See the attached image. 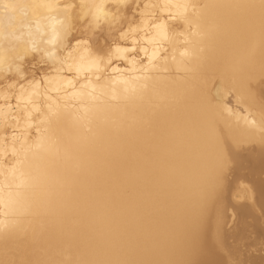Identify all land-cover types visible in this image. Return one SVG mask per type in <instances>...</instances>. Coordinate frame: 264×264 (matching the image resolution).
<instances>
[{
  "label": "bare ground",
  "instance_id": "1",
  "mask_svg": "<svg viewBox=\"0 0 264 264\" xmlns=\"http://www.w3.org/2000/svg\"><path fill=\"white\" fill-rule=\"evenodd\" d=\"M24 7L0 25V130L52 131L0 199V259L244 264L229 237L249 217L263 240L246 263L264 264L260 0Z\"/></svg>",
  "mask_w": 264,
  "mask_h": 264
},
{
  "label": "clouds",
  "instance_id": "2",
  "mask_svg": "<svg viewBox=\"0 0 264 264\" xmlns=\"http://www.w3.org/2000/svg\"><path fill=\"white\" fill-rule=\"evenodd\" d=\"M25 0H0V25L11 26L21 16L26 15ZM264 0H260V4ZM5 94H0V99H6ZM28 129H34L35 136L29 140L31 132L27 131L23 137L12 136L11 142L6 143L9 137L0 130V199L5 193L19 192L24 182L25 170L31 165V157L34 149L40 144L42 138L48 136L51 131V119L48 126L43 120L35 126L30 123ZM19 141V143H17ZM0 264H18L13 259H0Z\"/></svg>",
  "mask_w": 264,
  "mask_h": 264
},
{
  "label": "rangeland",
  "instance_id": "3",
  "mask_svg": "<svg viewBox=\"0 0 264 264\" xmlns=\"http://www.w3.org/2000/svg\"><path fill=\"white\" fill-rule=\"evenodd\" d=\"M245 219H246V220H244L245 221V225L247 226V230L245 231V234L242 235V237H241L239 235V232H238V235L234 237V233H232V234H230L231 237H229V239L231 238L229 240V243L230 244L232 243L234 246H237V248H240V250H241V256L243 255L242 256V259L245 261L244 264L246 262L250 263V261H249L250 255H252L253 252L256 249L259 248L258 245L261 242V240H263V233H262V231L254 230L252 228L253 227L252 226L253 225V220L251 218H249V217H247ZM231 231H232V229H231ZM255 233L257 235H255ZM256 237H257V239H256ZM241 238H243V239L241 240ZM250 251H252V252H250ZM248 263H246V264H248Z\"/></svg>",
  "mask_w": 264,
  "mask_h": 264
},
{
  "label": "snow or ice",
  "instance_id": "4",
  "mask_svg": "<svg viewBox=\"0 0 264 264\" xmlns=\"http://www.w3.org/2000/svg\"><path fill=\"white\" fill-rule=\"evenodd\" d=\"M261 8L264 9V3L261 4ZM118 52H122L123 50L117 49ZM210 150L215 154L217 161H220V152L218 149V145L214 144L213 142H209Z\"/></svg>",
  "mask_w": 264,
  "mask_h": 264
}]
</instances>
